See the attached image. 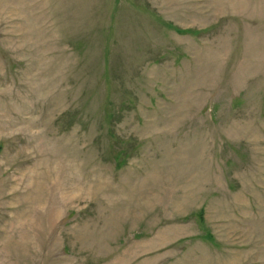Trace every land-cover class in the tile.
<instances>
[{
	"label": "rangeland",
	"instance_id": "374dc122",
	"mask_svg": "<svg viewBox=\"0 0 264 264\" xmlns=\"http://www.w3.org/2000/svg\"><path fill=\"white\" fill-rule=\"evenodd\" d=\"M0 264H264V0H0Z\"/></svg>",
	"mask_w": 264,
	"mask_h": 264
}]
</instances>
